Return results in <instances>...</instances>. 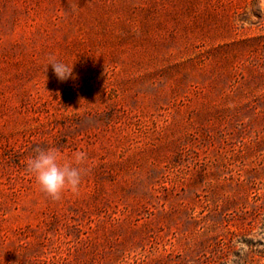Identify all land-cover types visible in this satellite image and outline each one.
Returning a JSON list of instances; mask_svg holds the SVG:
<instances>
[{
    "label": "rangeland",
    "instance_id": "1",
    "mask_svg": "<svg viewBox=\"0 0 264 264\" xmlns=\"http://www.w3.org/2000/svg\"><path fill=\"white\" fill-rule=\"evenodd\" d=\"M0 264H264V0H0Z\"/></svg>",
    "mask_w": 264,
    "mask_h": 264
},
{
    "label": "clouds",
    "instance_id": "2",
    "mask_svg": "<svg viewBox=\"0 0 264 264\" xmlns=\"http://www.w3.org/2000/svg\"><path fill=\"white\" fill-rule=\"evenodd\" d=\"M51 65L55 75L61 81L72 76L73 64L68 65L49 57L47 67ZM35 155L26 161V170L33 175L39 189L53 201H59L65 191L78 192L82 177L88 169L87 155L77 151L72 154V160L61 163L60 152L56 148L36 147Z\"/></svg>",
    "mask_w": 264,
    "mask_h": 264
}]
</instances>
